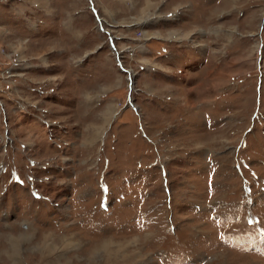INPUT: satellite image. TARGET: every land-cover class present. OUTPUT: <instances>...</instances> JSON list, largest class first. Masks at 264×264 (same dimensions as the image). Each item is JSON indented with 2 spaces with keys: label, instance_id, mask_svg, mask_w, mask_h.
<instances>
[{
  "label": "rangeland",
  "instance_id": "374dc122",
  "mask_svg": "<svg viewBox=\"0 0 264 264\" xmlns=\"http://www.w3.org/2000/svg\"><path fill=\"white\" fill-rule=\"evenodd\" d=\"M186 261L264 264V0H0V264Z\"/></svg>",
  "mask_w": 264,
  "mask_h": 264
}]
</instances>
